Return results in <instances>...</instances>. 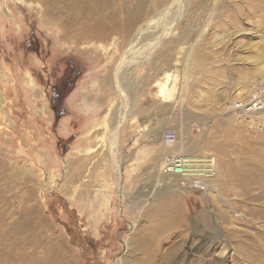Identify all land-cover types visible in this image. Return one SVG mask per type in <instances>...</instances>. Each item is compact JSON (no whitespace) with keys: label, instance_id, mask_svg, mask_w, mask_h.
<instances>
[{"label":"rangeland","instance_id":"rangeland-1","mask_svg":"<svg viewBox=\"0 0 264 264\" xmlns=\"http://www.w3.org/2000/svg\"><path fill=\"white\" fill-rule=\"evenodd\" d=\"M175 3L0 0V264H264V0H183L160 26ZM87 92L106 100L90 116ZM253 92L261 111L232 109ZM170 154L216 175L165 176Z\"/></svg>","mask_w":264,"mask_h":264},{"label":"built area","instance_id":"built-area-1","mask_svg":"<svg viewBox=\"0 0 264 264\" xmlns=\"http://www.w3.org/2000/svg\"><path fill=\"white\" fill-rule=\"evenodd\" d=\"M232 109L243 113L252 114L263 109L262 100L258 92L250 94L247 100L234 103ZM177 141V132L172 128H166L162 132V142L167 146H174ZM161 172L165 176H173L186 179L211 178L216 175L214 158H200L187 155H168L163 161Z\"/></svg>","mask_w":264,"mask_h":264},{"label":"bare ground","instance_id":"bare-ground-1","mask_svg":"<svg viewBox=\"0 0 264 264\" xmlns=\"http://www.w3.org/2000/svg\"><path fill=\"white\" fill-rule=\"evenodd\" d=\"M183 4V0H176V3H175V6L171 9V11H170V13L168 14V15H166L165 17H167L166 18V22H165V24H164V22L163 23H161V25L160 26H168V25H172V22H171V19H174L175 18V15H176V13H178L177 12V10L181 7V5ZM150 28L151 27H144L143 28V31H141V33L140 34H137V36L133 39V43H132V46L134 47V45L136 44V43H138V41L140 40V39H142V41H144V42H147L146 44H148L149 42H152V41H155L156 39H157V37L155 38L154 36V33L152 34V32H151V34H149L150 33ZM157 29V28H156ZM167 29H168V27H167ZM171 28H169V30H170ZM166 30V29H165ZM154 32H155V30H154ZM144 36V37H143ZM149 37H150V40H149ZM136 46H138V45H136ZM130 47V46H129ZM133 47L129 50V51H127V55L126 56H124L125 58H124V63H125V60L127 59H129V55H132V52H133ZM130 53V54H129ZM126 60V61H127ZM124 63H121V65L122 64H124ZM129 69V68H128ZM121 73H123V72H121ZM120 73V74H121ZM131 73V72H130ZM117 75H118V73H117ZM166 77H169V73H167L166 74ZM121 78V77H120ZM122 79V78H121ZM121 79H119V80H121ZM165 80V79H164ZM163 80V81H164ZM126 81H127V79H126ZM166 82H164V83H162L161 85H160V93H161V95L162 96H164L165 97V95H166V92H165V89H166V87H167V79L165 80ZM124 82V81H123ZM125 83V82H124ZM119 84H120V82H119ZM123 86V85H122ZM123 87H125V86H123ZM126 91V90H125ZM125 96V95H124ZM125 98V97H124ZM123 102L125 101V100H122ZM123 103H121V105H122ZM121 105H120V107H121ZM118 130H119V128L118 127H116V126H112V130H110V142H111V146L113 147V145H114V142L116 141V136H117V132H118ZM114 133L116 134V136H113L114 135ZM112 147H111V149H112ZM115 148V147H114ZM118 151V153L120 154V152L121 151H119V149H117ZM113 159H114V156H113ZM118 163H120V162H118ZM117 181L118 182H120L121 181V178H122V173H121V171H118L117 172ZM120 185V184H119ZM121 187V186H120ZM151 250V249H150ZM200 252H201V245L199 244V245H196L193 249H192V251H191V255L190 256H192V257H194V258H197L198 257V255L200 254ZM141 256H142V260H144V259H146V261L148 262V264H158L159 262V260L160 259H164V258H162V257H160L159 255H158V252L156 251V249H154V250H151V251H148V249H147V251H145V252H143L142 251V254H141ZM138 262H140V261H138ZM192 262L194 263L195 261H193L192 260ZM143 263V262H142ZM146 263V262H145ZM147 264V263H146ZM220 264V263H219Z\"/></svg>","mask_w":264,"mask_h":264},{"label":"crops","instance_id":"crops-1","mask_svg":"<svg viewBox=\"0 0 264 264\" xmlns=\"http://www.w3.org/2000/svg\"><path fill=\"white\" fill-rule=\"evenodd\" d=\"M101 80L102 79H100V81ZM102 83H104V85L106 86V79L105 80L103 79ZM83 99L85 100V102H86L85 104L87 106V107L84 108L85 114L89 115V116L92 115V113H94L95 110H98L99 107L102 106V103H104V105L106 104V100L104 102L102 100H100L96 93L95 94H90L89 92H87L86 94H84V98ZM156 115H157V106L148 104V106H143L142 108L140 107L138 109V111L133 114V116H134L133 119H136L138 117L139 121L141 120V122H145V123H143L144 125L147 124L149 126V125H151L153 123V121H155L157 119ZM97 120L98 121L95 122L94 119H91L90 130H88L89 135L91 133L94 134L97 130H99L98 126H99V124L101 122V119H97ZM166 128H169V126L167 125L165 127V129ZM163 130H164V128H163ZM98 136H100V135H98ZM93 141H94V138H93V135H92L89 138V142L94 143V145H91V147H89L90 152L93 151V150H96L98 148V144H95V142H93Z\"/></svg>","mask_w":264,"mask_h":264},{"label":"flooded vegetation","instance_id":"flooded-vegetation-1","mask_svg":"<svg viewBox=\"0 0 264 264\" xmlns=\"http://www.w3.org/2000/svg\"><path fill=\"white\" fill-rule=\"evenodd\" d=\"M72 76V75H71ZM71 78V77H70ZM72 79V78H71ZM70 79V80H71ZM69 79H65L63 80V82L67 81L68 82ZM61 83H59L58 85H60ZM57 85V84H56ZM63 84L61 85V87L59 88L58 86H53L52 87V93H51V100H50V107H51V110L55 111V115L58 117L59 116V113L61 111H63V105H62V101H61V98H62V94H63ZM55 116V117H56Z\"/></svg>","mask_w":264,"mask_h":264}]
</instances>
